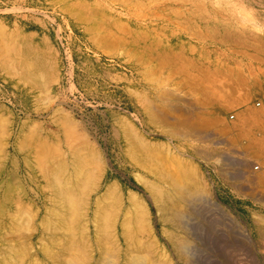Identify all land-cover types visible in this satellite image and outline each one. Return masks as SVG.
<instances>
[{"label": "rangeland", "instance_id": "374dc122", "mask_svg": "<svg viewBox=\"0 0 264 264\" xmlns=\"http://www.w3.org/2000/svg\"><path fill=\"white\" fill-rule=\"evenodd\" d=\"M30 61L38 79L22 74ZM263 111L264 0H0V203L10 189L19 205L44 203L45 167L69 177L79 160L95 178L82 190L101 182V195L117 183L141 194L132 148L170 168L192 163L206 193L250 229L255 210L264 215V182L253 181L264 168L252 157L264 150ZM246 120L238 134L223 131ZM142 142L163 145L161 157ZM41 143L53 157L40 165ZM244 144L255 145L252 156L240 153ZM234 233L227 246L237 264H264V240Z\"/></svg>", "mask_w": 264, "mask_h": 264}, {"label": "bare ground", "instance_id": "6f19581e", "mask_svg": "<svg viewBox=\"0 0 264 264\" xmlns=\"http://www.w3.org/2000/svg\"><path fill=\"white\" fill-rule=\"evenodd\" d=\"M197 5L199 4L197 3ZM36 66L37 63L35 64V62L32 61L27 64L24 63L22 74L27 77H36L38 79L41 75L35 74ZM185 74H187V72ZM42 79L44 78L42 77ZM192 84L194 83L192 82ZM46 90H48V88ZM146 100L145 102L147 103L148 101ZM236 104H238V102H236ZM223 106L225 107V105ZM231 106L232 105H230V108H232ZM157 109L159 110V108ZM245 118L249 119L250 115ZM154 119H156V117ZM184 120L186 122V119ZM195 122L197 121L195 120ZM71 123L70 121V125ZM72 124V126L75 125V123ZM195 124L191 122L190 126ZM252 124H250V126H252ZM244 126H248L247 120L245 123L241 121L233 125H226L223 131L227 133L225 130H228L231 131L232 134H236L238 130H244ZM134 128L132 129L134 130ZM184 134L185 133H183L182 136H185ZM124 137H129L127 131ZM58 139L60 140L61 138ZM21 145L23 146L24 144L21 143ZM44 145L45 144L42 143L40 144L39 152H37L38 154L34 152L38 159L36 162L40 165L42 163H47L53 157L52 153H49ZM142 145L152 152H159L162 148L164 149L163 145H148L146 142ZM251 146L252 144H244L240 153H249L252 156L254 152ZM169 148L171 147L168 145V149ZM23 149L25 148H22V150ZM69 149L71 150V148ZM259 150L261 151V149ZM173 151H176V149H173ZM158 152H155V157L159 155L161 157V154ZM226 152L222 153V155H225V157L228 155L230 157L229 153ZM261 153L262 154L259 156L252 157L259 160L261 166L264 168V150ZM128 154L134 162L135 171L139 172L138 179L144 187L143 193L141 194L126 193L117 183L107 184L105 186V191L101 195H99L101 182L97 184L96 187L94 186L96 188H94L95 193L91 194L92 191L88 193V190H82L84 184L88 185V179H90L91 182V177L92 179L95 178H93L91 172H89L88 178H86L87 180L85 179L88 172H84V167L83 164L80 163V160L79 163L76 162L74 173H71L69 177L64 173V168L62 167L56 172L55 177L51 171L47 172L48 167H45L43 171H45V178L48 184L47 188L52 190L51 197H45L44 199L46 203L44 201V203L40 204L31 202V204L28 205H19V201V204L15 203L18 199V192L15 189L8 190V197H5L4 202L11 205L5 207L3 206L4 202L0 203V264H237L235 259L236 255H234V252L231 253L227 246V244L232 242L233 238L231 237L234 236L235 238L236 236L234 231L243 236L246 242L252 240L253 237L264 240V215L262 212L255 210L253 216L250 217V229L242 226L240 222L238 223L231 218L229 214L206 193L205 185L207 183L203 184L198 180L197 174L195 175L193 170L194 167L192 163L185 160L181 162L179 160L177 164L178 169H175L174 165H172L174 168L166 166L164 159L162 160L159 157L151 159L153 153L151 157H148V155L145 157L141 153L133 152V149L129 148ZM100 155L101 154L98 156ZM209 155L216 158L219 156L217 153H209ZM175 157L176 155L174 159H176ZM240 161V163L244 162L243 160ZM99 162L98 165L102 164V162L100 164ZM250 163L252 164V162ZM96 164L95 168L97 169L105 166L96 167ZM246 166L244 165V167ZM38 167L41 168L39 165ZM241 171L245 174L244 170ZM241 171H239V173ZM94 172H92L93 175L95 174ZM242 172L240 175H242ZM90 174L91 177L89 176ZM243 175L241 178H243ZM12 181H17L16 176L13 177ZM253 181L261 183L264 182V179L253 176ZM89 185L87 187H89ZM42 187L44 188V186ZM39 188H41V186H39ZM43 191L42 193H45ZM38 196V201H42L43 197L41 198L39 194ZM20 198L22 199L23 197L19 196V199ZM263 198L264 197L260 200L261 203H264ZM83 199L86 201L81 203ZM103 204L104 209H101ZM232 233L235 235L233 234L231 236ZM245 247H247V245ZM246 252L247 251H245V253ZM247 255H249V253H247ZM252 258H254V256H251L250 261H252ZM245 262H247V264H260V262H256V260L253 263L248 260Z\"/></svg>", "mask_w": 264, "mask_h": 264}]
</instances>
